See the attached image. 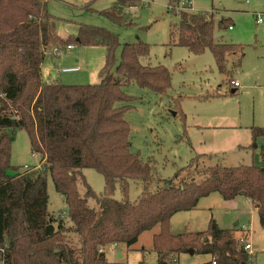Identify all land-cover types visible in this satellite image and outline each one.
Segmentation results:
<instances>
[{
  "label": "trees",
  "instance_id": "trees-1",
  "mask_svg": "<svg viewBox=\"0 0 264 264\" xmlns=\"http://www.w3.org/2000/svg\"><path fill=\"white\" fill-rule=\"evenodd\" d=\"M179 1L169 0L168 10L179 18L170 30V45L194 56L209 50L218 73L231 84V74L242 61L241 48L214 40L215 26L229 30V22L216 23L213 13H193L188 7L175 13L173 6ZM47 3L0 0V264H126L108 262L102 249L113 245L129 249L142 234L157 227L159 233L152 237L157 264H177L178 256L189 251L210 255L204 264H212L213 259L215 264H249L235 237L238 226L219 229L211 219L205 232L173 235L169 222L175 214L191 211L201 199L217 193L224 201L238 197L250 201L264 230V168L218 163L199 168L196 158L172 178H161L152 161L144 162L130 152V127L124 114L132 98L125 88L136 84L163 95L170 88L171 73L144 63L147 44L120 46L117 36L104 29L80 26L74 37L61 39ZM139 5L140 0H116L102 15L128 28L132 24L126 10ZM73 43L105 48L99 83L43 82L41 66L47 50ZM231 88V94H236ZM16 131L27 134L42 167L8 176L11 137ZM263 134V130H252L251 139ZM260 156L264 160V147ZM86 169L102 176V196L95 195L85 181L82 171ZM47 178L64 197L70 228H65L62 216L57 219L47 210ZM130 182L141 187L133 202L128 198ZM116 187L120 201L113 199ZM88 200L95 202V208ZM70 234L78 237L77 247L67 239Z\"/></svg>",
  "mask_w": 264,
  "mask_h": 264
},
{
  "label": "rangeland",
  "instance_id": "rangeland-1",
  "mask_svg": "<svg viewBox=\"0 0 264 264\" xmlns=\"http://www.w3.org/2000/svg\"><path fill=\"white\" fill-rule=\"evenodd\" d=\"M115 2L48 0L47 11L55 18V33L61 39L74 37L80 26L104 29L117 36L120 46L137 41L147 44L149 55L144 63L162 66L171 73L170 88L163 95L136 84L125 88L126 94L132 98L131 108L124 114L130 127V152L139 155L144 162L152 161L155 172L163 179L172 178L196 158H199V168L214 163L223 167L254 165L264 168L260 156L264 134L251 139L252 130L264 132V24L256 25V17H264V0H190L191 12L213 13L216 23L224 19L231 26V30L222 31L215 26L214 40L241 48L240 68L231 74L230 79L239 84L234 95L230 92L229 80L218 73L209 50L194 56L185 48L170 45V30L179 23V18L168 10L169 0H140L139 6L126 10L132 24L128 28L115 25L102 15ZM183 2L180 0L173 6L175 13L184 10ZM120 46L115 51L116 64L120 58ZM53 49L47 50L41 66L43 81L55 79L62 85L99 83L98 74L106 55L104 47H81L73 43L72 50L58 48L57 57ZM75 67L78 72L62 71ZM40 164L39 155L31 151L27 134L16 131L11 137L8 176L42 167ZM82 173L95 195L102 196V176L91 169ZM79 191L82 193V187ZM140 191L139 184L130 182L129 200L135 201ZM47 196L49 214L55 218L62 216L65 228H70L64 197L55 191L50 178H47ZM121 198L116 187L113 199L120 201ZM88 205L95 208L93 200H88ZM211 219L219 229L237 228L234 224L247 226L246 240L256 247L249 264H264V230L256 210L244 199L224 201L213 193L201 199L195 209L175 214L170 219L169 232L173 235L205 232ZM158 233L157 227L142 234L129 249L107 247V261L157 264L152 237ZM235 237L239 239V230H236ZM67 239L73 246L79 245L76 235L70 234ZM118 255L122 257L119 259ZM210 260V255L185 253L178 256L177 264H204Z\"/></svg>",
  "mask_w": 264,
  "mask_h": 264
},
{
  "label": "built area",
  "instance_id": "built-area-1",
  "mask_svg": "<svg viewBox=\"0 0 264 264\" xmlns=\"http://www.w3.org/2000/svg\"><path fill=\"white\" fill-rule=\"evenodd\" d=\"M183 3H184V5L186 7H188V10L191 11L190 3L188 5L186 4L185 1ZM258 24H260V25L261 24H264V17L263 16H257L256 17V25H258ZM229 30H231V27L229 28ZM66 48H67V50H71V49H73V46H68ZM53 54H54V56L57 57V55L59 54L58 48H54L53 49ZM62 71L64 73H68V72H78L79 69L78 68H69V69H64ZM230 85L233 88H235V89L239 88V84L236 81H232ZM248 229L249 228L247 226H245V225L238 226V230H239V233H240V237H239L238 240H239V243H240L243 251L247 254L249 261H252V256H253V253H254V247H252L251 244L249 242H247V240H246L247 233L249 232ZM111 247H116V246L113 245ZM107 249L108 248L105 247V248L102 249V251L106 252ZM212 264H215V260L214 259L212 260Z\"/></svg>",
  "mask_w": 264,
  "mask_h": 264
},
{
  "label": "crops",
  "instance_id": "crops-1",
  "mask_svg": "<svg viewBox=\"0 0 264 264\" xmlns=\"http://www.w3.org/2000/svg\"><path fill=\"white\" fill-rule=\"evenodd\" d=\"M71 50H72V49H71ZM75 68H77V67H75ZM53 76H54V75H53ZM54 78H55V76H54ZM41 79H42V77H41ZM42 81H43V79H42ZM43 82H45V81H43ZM214 161H215V160H214ZM236 199H244V198H242V197H238V198H236ZM236 199H234V200H236ZM244 201L247 202V203H249V204L251 205V207L253 208V206H252V204H251L250 201H248V200H246V199H244ZM234 226L237 227L238 225H237V224H234ZM155 229H156V228H155ZM153 230H154V229H153ZM153 230H152V231H153ZM235 234H236V233H235ZM255 248H256V247H255ZM255 248H254V249H255ZM119 256H120V255H118L117 258L120 259L122 256H120V257H119Z\"/></svg>",
  "mask_w": 264,
  "mask_h": 264
},
{
  "label": "water",
  "instance_id": "water-1",
  "mask_svg": "<svg viewBox=\"0 0 264 264\" xmlns=\"http://www.w3.org/2000/svg\"><path fill=\"white\" fill-rule=\"evenodd\" d=\"M52 78H54V76L52 75ZM175 115V114H174ZM190 255H192L193 254V252L192 251H189L188 252ZM120 257V256H119Z\"/></svg>",
  "mask_w": 264,
  "mask_h": 264
}]
</instances>
